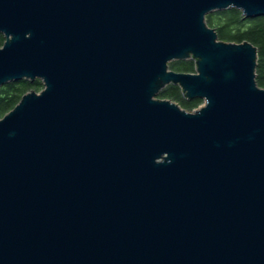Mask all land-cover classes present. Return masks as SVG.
<instances>
[{
    "label": "water",
    "instance_id": "1",
    "mask_svg": "<svg viewBox=\"0 0 264 264\" xmlns=\"http://www.w3.org/2000/svg\"><path fill=\"white\" fill-rule=\"evenodd\" d=\"M230 9L264 0H0V89L44 86L0 119V264H264L258 48L207 22Z\"/></svg>",
    "mask_w": 264,
    "mask_h": 264
},
{
    "label": "trees",
    "instance_id": "2",
    "mask_svg": "<svg viewBox=\"0 0 264 264\" xmlns=\"http://www.w3.org/2000/svg\"><path fill=\"white\" fill-rule=\"evenodd\" d=\"M207 22L217 31L221 40L237 43L248 41L258 48L257 81L264 88V17L245 18L241 10L230 9L210 14ZM4 43L5 37L0 35V47ZM171 67L178 72H195L193 61L175 62L171 64ZM42 88L43 84L38 80L35 82L23 80L2 86L0 89V118L13 110L26 93L40 92ZM160 98L176 101L188 111H193L203 103L201 100L187 101L181 89L172 85L161 93Z\"/></svg>",
    "mask_w": 264,
    "mask_h": 264
},
{
    "label": "rangeland",
    "instance_id": "3",
    "mask_svg": "<svg viewBox=\"0 0 264 264\" xmlns=\"http://www.w3.org/2000/svg\"><path fill=\"white\" fill-rule=\"evenodd\" d=\"M171 69L173 70V68H172V67H171ZM43 89H44V86H43L42 90H43ZM42 90H41V91H42ZM41 91H40V92H41ZM161 99H163V98H161ZM175 102H176V101H175ZM177 103H178V102H177ZM201 105H202V104H201ZM2 118H3V117H2ZM2 118H0V119H2Z\"/></svg>",
    "mask_w": 264,
    "mask_h": 264
}]
</instances>
